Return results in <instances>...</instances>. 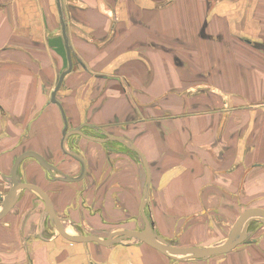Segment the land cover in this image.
Masks as SVG:
<instances>
[{
  "label": "crops",
  "instance_id": "0c3cea01",
  "mask_svg": "<svg viewBox=\"0 0 264 264\" xmlns=\"http://www.w3.org/2000/svg\"><path fill=\"white\" fill-rule=\"evenodd\" d=\"M58 1L0 0V169L34 152L76 177L79 164L60 156L64 116L68 130L97 127L140 150L146 211L171 246L213 247L245 210H264V0ZM60 17L72 67L53 104L62 60L48 40L60 36ZM74 145L82 181L46 182L26 161L24 183L48 195L76 236L143 229L138 159ZM17 194L0 221V264H264L259 222L227 254L178 262L138 241L70 242L43 227L34 195Z\"/></svg>",
  "mask_w": 264,
  "mask_h": 264
},
{
  "label": "water",
  "instance_id": "95a60500",
  "mask_svg": "<svg viewBox=\"0 0 264 264\" xmlns=\"http://www.w3.org/2000/svg\"><path fill=\"white\" fill-rule=\"evenodd\" d=\"M57 7L59 6V1L56 0ZM60 15V14H59ZM60 25H61V34L59 37L51 38L48 40V46L51 48L62 60V68L59 72V79L56 84V87L54 91L51 94L50 102L54 104H58V102L54 99L55 94L59 89V85H61L62 80L64 76L71 70L72 67V61L70 49L68 47V41L65 34V25L62 22V18L59 19ZM63 130H62V139L60 142V149L62 151V154L65 156H68L70 159L73 160V162H76L80 166V173L76 177H69L67 175H64L62 172H60L56 167L50 165L49 163H46L44 158L40 156L37 153L34 152H25L17 158L16 162L14 163V166L11 170V182L10 183V190L5 196H0V221L7 216L10 211L15 207L19 195L17 194L18 191H27L34 195L36 198L40 199L42 201L44 206L43 215H45L44 219V225L45 223H50V226L56 231L59 235L65 238L66 240L73 242V243H96L98 245H101L102 247H110L115 244L122 243L127 240L132 241H138L142 242L145 245H147L149 248L154 249L158 253L164 255L166 258L168 257L170 260L178 261V262H188V261H205L208 260L210 257L217 256L218 255H224L229 252H231L233 249H235L237 246L248 243L249 240V233L246 231L249 227V225L252 222H259L264 226V210L260 208H250L245 210L242 215H240L237 220L232 225L230 232L225 239L224 242L217 244L213 247H192V248H182V247H174L171 246L166 240L161 238L160 236L156 235L154 228V223L149 218L148 213L146 209H148V194H149V186H150V172L147 165L146 160L144 159V156L140 152L139 149L134 147L130 142L126 141L124 138L120 137H114L105 135L106 139H97L92 138L89 136H84L80 132V129L82 126L89 127L93 130H98L97 127H90L88 125H82L76 129L68 130V126L66 124L65 118L63 116ZM73 136H80L83 139H86L88 141L100 143V144H106L107 142H117L121 146L125 147V149L131 153H134L137 156V159L139 160L140 164L142 165L144 172H145V185L143 189V195L139 212L140 217L142 219L143 223V229L141 230H128L123 229L119 231H115L110 233L108 236H106V239H101L99 237H96L94 235H88V236H81V235H75L74 233L67 232L65 229V226H63L65 219L59 218L52 206L51 201L49 200L48 195L43 192L39 187L36 188V186L26 184L24 182H21L18 180L15 176L16 168L19 164V162H23V159L30 158L33 159L38 165L43 169L44 172H46L49 177L50 181H56V182H64V183H76L80 182L84 179L85 172H86V163L84 160V157L82 155H79L78 153L74 152V150H69L66 148L67 141L70 137ZM78 142V141H77ZM76 140L74 141L75 144H77ZM55 174L56 176L52 175ZM8 185V184H7ZM45 228V227H44Z\"/></svg>",
  "mask_w": 264,
  "mask_h": 264
},
{
  "label": "flooded vegetation",
  "instance_id": "af4514ba",
  "mask_svg": "<svg viewBox=\"0 0 264 264\" xmlns=\"http://www.w3.org/2000/svg\"><path fill=\"white\" fill-rule=\"evenodd\" d=\"M73 131V130H72ZM80 132L82 133V134H84V136H89V137H92V138H97V139H106V137H105V135H103V134H105L102 130H100V129H98V130H93V129H90L89 127H85V126H82V128L80 129ZM62 139V138H61ZM72 139H74V141L76 140V142L78 141L79 142V139H83L82 137H80V136H73V137H70L69 139H68V141H67V144L66 145H69V150H74V152H76V153H80L81 154V152L78 150V149H76L77 148V146L76 145H74L75 143H74V141L72 140ZM70 140H72L73 141V145L70 143L71 141ZM78 142H77V144H78ZM93 143H96V142H93ZM116 143V144H115ZM96 144H98V143H96ZM99 145H101L102 147L101 148H103V150L105 151V153H106V155H108V156H110L111 154H118V153H121V152H123L124 151V148L125 147H123V146H121L119 143H117V142H107L106 144H98V146ZM68 149V148H67ZM79 154V155H80ZM21 154H18V155H16L13 159H12V161H11V163H10V165H8V167H7V169H6V171H2L1 169H0V196H5L7 193H8V191L10 190V183L9 182H11V177H10V174H11V170H12V168H13V166H14V163L16 162V160H17V158L20 156ZM44 158V160L46 161V163H49L50 165H52V166H54L55 164H54V161H53V159H49V157L48 158H45V157H43ZM66 158H69V157H66ZM25 161L26 160H24L23 159V162L21 161V162H19V163H17V164H19L18 166H17V168H16V171H15V177L18 179V180H20L21 182H24L23 180H22V176L24 175V173H25V171H24V165H23V163H25ZM34 161V160H33ZM32 161V162H33ZM35 162V161H34ZM36 163V162H35ZM37 165H38V163H36ZM54 167H56V166H54ZM57 168V167H56ZM80 168V167H79ZM41 170L43 171V169L41 168ZM44 172V171H43ZM79 173H80V171H79ZM79 173H78V175H79ZM52 175H54V176H56L55 174H52ZM44 180L46 181V182H51L50 181V177H49V175L46 173V172H44ZM8 184V185H7ZM19 195V199H20V194H18ZM19 199H18V201H19ZM18 201H17V203H18ZM39 201V203H41L42 205H43V203H42V201H40V199L38 200ZM16 203V204H17ZM0 206H1V203H0ZM43 211H44V206H43V210L41 211V213L40 214H42L43 213ZM46 217H45V215H43L42 214V219H45ZM44 225V224H43ZM45 225H46V223H45Z\"/></svg>",
  "mask_w": 264,
  "mask_h": 264
},
{
  "label": "rangeland",
  "instance_id": "374dc122",
  "mask_svg": "<svg viewBox=\"0 0 264 264\" xmlns=\"http://www.w3.org/2000/svg\"><path fill=\"white\" fill-rule=\"evenodd\" d=\"M154 88H156V87H154ZM50 99V98H49ZM54 104V103H53ZM61 133H62V131H61ZM62 136V135H61ZM60 142H61V140H60ZM59 142V143H60ZM116 144V143H115ZM66 147L69 149L70 147H69V145H66ZM62 155V151H61V149H60V156ZM70 159V158H69ZM24 160H26V161H33V159H30V158H26V159H24ZM25 161V162H26ZM153 188V187H152ZM137 192H135L134 194H136ZM27 193L26 192H22V194L21 195H26ZM30 195V194H29ZM32 195V194H31ZM154 196V195H153ZM152 196V197H153ZM35 197V196H34ZM38 199V198H37ZM39 200V199H38ZM141 200V199H140ZM141 202V201H140ZM38 205H42L41 203H39L38 202ZM42 208H43V206H42ZM140 213V212H139ZM172 234V237H176L177 238V236L179 235V226H177L176 228H174L173 229V233H171ZM166 240V239H165ZM170 240V241H169ZM169 240H167V242H173V241H175L176 242V239L175 238H173V239H169ZM239 249V248H238Z\"/></svg>",
  "mask_w": 264,
  "mask_h": 264
},
{
  "label": "trees",
  "instance_id": "16d2710c",
  "mask_svg": "<svg viewBox=\"0 0 264 264\" xmlns=\"http://www.w3.org/2000/svg\"><path fill=\"white\" fill-rule=\"evenodd\" d=\"M124 150H125V148H124ZM127 152H128V151H127ZM128 153H130V152H128ZM130 154H132L134 157H136L134 153H130Z\"/></svg>",
  "mask_w": 264,
  "mask_h": 264
}]
</instances>
